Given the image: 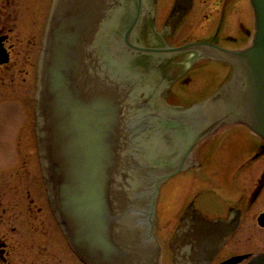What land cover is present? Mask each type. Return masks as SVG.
<instances>
[{
  "label": "flooded vegetation",
  "instance_id": "af4514ba",
  "mask_svg": "<svg viewBox=\"0 0 264 264\" xmlns=\"http://www.w3.org/2000/svg\"><path fill=\"white\" fill-rule=\"evenodd\" d=\"M107 1L108 21L100 30L103 35L98 45L108 46L105 60L131 80L130 95L138 105L135 112L142 115L160 118L164 110L187 109L212 96L232 76V68L207 49L241 51L252 45L256 33V14L250 0ZM54 4L55 0H0V60H4L0 61V83L9 93L4 91L3 97L7 95L8 101L13 98L20 107L18 82L22 74L32 77V90L26 95L35 116L39 64ZM198 43L208 46L175 51ZM219 71H228V76L214 90L211 80ZM142 124L147 126L146 122ZM158 127L150 140L161 144L158 153L163 162L174 163L185 154L187 134ZM224 138L234 143L239 139L237 155L230 161L210 155L213 143H223ZM251 167L252 174L246 180ZM196 172L203 177L198 183ZM209 172L231 178V191L219 177L214 179L215 185L223 192H213L215 189L208 186ZM46 195L48 208L38 206L29 192L26 220L0 219V227L5 226L4 234H0V264H88L71 249L58 221L49 218L55 215L48 190ZM162 200L167 207L165 219L158 224L156 218L153 227L160 247L159 264H224L240 256L247 259L238 264H247L264 251L236 253L233 242L247 227L249 237L256 229L264 233V139L246 126H222L193 147L185 169L162 184L157 212ZM199 218L236 225L225 235L220 229L208 230ZM10 232L15 245L11 244ZM221 234L223 242L211 254ZM54 235L60 239L59 245H53L55 252H42L46 247L38 244L37 236L51 240ZM24 248L44 250L31 251L28 261Z\"/></svg>",
  "mask_w": 264,
  "mask_h": 264
},
{
  "label": "water",
  "instance_id": "95a60500",
  "mask_svg": "<svg viewBox=\"0 0 264 264\" xmlns=\"http://www.w3.org/2000/svg\"><path fill=\"white\" fill-rule=\"evenodd\" d=\"M251 3L256 14L252 45L241 51L207 49L232 67L229 80L209 98L187 109L164 110L158 118L135 112L131 80L105 60L108 46L98 45L108 1L55 0L39 64L38 149L54 213L87 263L159 264L153 227L160 189L186 168L193 147L229 124L245 125L264 139V0ZM158 126L187 134L185 154L174 163L163 162L161 144L150 140ZM199 221L225 235L236 225ZM222 234L211 254L223 242ZM248 264H264V253Z\"/></svg>",
  "mask_w": 264,
  "mask_h": 264
},
{
  "label": "rangeland",
  "instance_id": "374dc122",
  "mask_svg": "<svg viewBox=\"0 0 264 264\" xmlns=\"http://www.w3.org/2000/svg\"><path fill=\"white\" fill-rule=\"evenodd\" d=\"M219 72L218 74H215L211 80V85L214 90L218 86H220L228 76V71H226L227 74L226 72ZM24 79H26V81ZM31 79L32 77H28L27 75L22 74L18 82L19 91L22 93L20 107L14 103V101L12 100L13 98H10L11 101H8L7 95H9V93L7 92V89L5 87L3 88V84L0 83V219H4L6 221H8L9 219L13 220L20 217V220H26V218H24V214L27 213L28 209L29 192H31L32 198L35 197L37 199L38 206L41 205L45 208H48L46 207L47 189L45 190L46 184L44 183L45 179L42 172L43 170L40 163L39 149L37 144L38 135L36 116L32 102L26 95L27 92H30V90H32L30 85ZM32 82H34V80H32ZM4 91L7 94L5 97H3ZM238 140L239 139L235 138L234 143L231 139L229 141H226V138H224L223 143L220 142L218 144V142H214V147L211 150L210 155H214L217 157V159L220 160L224 159L230 161L237 155L235 146ZM219 164H221V162ZM252 167L247 169L248 171L245 175L246 180L248 179V176L252 174ZM28 172H32L33 174H28ZM213 173L214 172H209V175H207V181H209L210 183V185L208 186H211L213 187V189H215L213 190V192H223L220 187L217 188L215 185L214 179L219 177L221 178L220 181L222 182V184L226 189H228L227 191H231V178H228V176L224 177L222 173H220V176H217L216 174L215 176L213 175ZM196 175L198 183L203 177L199 174V172H196ZM29 176L31 178H29ZM165 205V201L162 200L158 212L156 210V218H158V224H162L163 220L165 219V211L167 209ZM172 213L173 212L170 211V214ZM48 216L50 219L55 218L57 220L56 216ZM19 223L13 224L14 226H16ZM13 224H11V226H13ZM247 224H250V222H247ZM3 227L5 228V226ZM3 227H0V234H4L5 229ZM6 227H9V225H6ZM261 232H259V230L257 229L253 230L251 232L252 237H249L248 227L245 228L239 233V235L236 237V240L233 242V245L235 246L234 252H263L264 233ZM8 235L10 236V238L12 237L11 244L15 245L13 233L10 232V234ZM37 241L38 244H43L42 246L46 247V250L42 251L44 253H48L47 251L51 252L52 249L53 252H55L53 245L57 246L60 244V239L57 238V235H54L51 240L45 236H37ZM37 249L39 250V248ZM37 249H23L26 252L28 261L31 251L34 252Z\"/></svg>",
  "mask_w": 264,
  "mask_h": 264
}]
</instances>
